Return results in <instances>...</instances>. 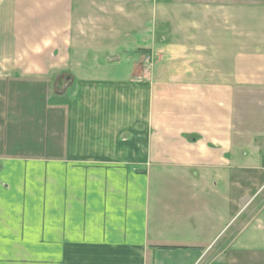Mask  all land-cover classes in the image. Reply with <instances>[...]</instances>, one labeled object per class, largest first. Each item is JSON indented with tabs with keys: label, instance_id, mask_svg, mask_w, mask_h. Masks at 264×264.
I'll list each match as a JSON object with an SVG mask.
<instances>
[{
	"label": "crops",
	"instance_id": "obj_1",
	"mask_svg": "<svg viewBox=\"0 0 264 264\" xmlns=\"http://www.w3.org/2000/svg\"><path fill=\"white\" fill-rule=\"evenodd\" d=\"M107 10L75 36L54 0H0V264H264L263 152L236 130L264 34L164 9L125 63Z\"/></svg>",
	"mask_w": 264,
	"mask_h": 264
},
{
	"label": "rangeland",
	"instance_id": "obj_2",
	"mask_svg": "<svg viewBox=\"0 0 264 264\" xmlns=\"http://www.w3.org/2000/svg\"><path fill=\"white\" fill-rule=\"evenodd\" d=\"M62 1L59 0L57 2V0H54V22L65 24L70 19L73 23L72 34L75 36L76 34L78 35L76 32H79V26H76L77 23H82L84 18L98 17L101 14L99 10H102V7H106L108 10L104 20L107 19L109 22L116 19L117 27L124 26L126 32L127 29L129 30L123 41L124 45H126V50H120L118 52L119 55H123L122 61H125V63H128L127 60L139 58V53L136 52L138 47L148 46L147 37H145L142 30H137L136 32H133L134 30L130 31L131 20H136L135 18H137L138 21L144 22L146 27H154L155 30L159 25L158 32L160 33L162 29L160 22L164 18L161 14L164 13V9H167V18L170 20H179L186 24H202V26L209 25L212 8L220 10V14H222L220 15V19L222 21L227 18L226 10L234 11V17L230 15L232 16L231 20L234 26H236V34L242 36L240 30L243 29V25L257 36L264 34V0H72L73 13L71 15L59 10ZM116 5H123L125 9L122 12V19H120L115 9ZM136 5L138 6L136 7ZM152 11L155 12L154 15ZM131 14H133L132 18L128 16ZM202 42H205V40H202ZM129 49H131L130 54H128ZM127 55H131L132 57H128ZM248 94L240 102L239 110L242 112L236 106V130L244 131L248 138L250 136V140L244 139V143L246 144L244 147L249 148L252 145L259 146L263 152V155L261 153L260 157L264 159V92H253L251 94L248 92ZM239 143L241 144L242 141H239ZM248 150L251 149L249 148ZM260 196H264V191ZM256 203L249 210L239 212L235 220L225 231L230 230L231 232L234 229L233 226L236 227L239 225L241 223L239 216L243 212H250ZM259 253L264 256L263 250L258 252H254L253 250L246 251L247 258H253L254 255ZM242 255L246 257L244 253Z\"/></svg>",
	"mask_w": 264,
	"mask_h": 264
}]
</instances>
